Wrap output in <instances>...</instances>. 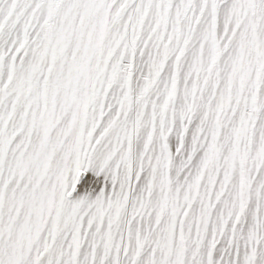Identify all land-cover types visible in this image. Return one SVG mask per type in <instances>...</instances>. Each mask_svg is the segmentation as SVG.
Segmentation results:
<instances>
[{"label":"rangeland","instance_id":"obj_1","mask_svg":"<svg viewBox=\"0 0 264 264\" xmlns=\"http://www.w3.org/2000/svg\"><path fill=\"white\" fill-rule=\"evenodd\" d=\"M48 1L0 15V264H264V0L223 18L231 0H89L101 34L73 8L66 40L100 55L68 53L61 82Z\"/></svg>","mask_w":264,"mask_h":264},{"label":"bare ground","instance_id":"obj_2","mask_svg":"<svg viewBox=\"0 0 264 264\" xmlns=\"http://www.w3.org/2000/svg\"><path fill=\"white\" fill-rule=\"evenodd\" d=\"M9 1L10 0H2L0 3H2V5H0V15H3L4 14V16H5V13L7 12V10L9 9ZM59 1V6H57L56 7V11H57V14H52V15H50V16H48V17H50L49 19H51L52 21H51V24L53 25V27L55 28L56 27V29L57 30H52L53 31V36H55L56 38H57V40L60 42V44H61V47H62V52L61 53H56V52H54L55 53V55L58 57V61L57 62H55V64H54V67H53V72L51 73L52 74V76L53 75H55V76H57V80H59L60 82L62 81V79H63V77L65 76V73H66V71H69V68L71 67V65H68V63H67V59H68V57H67V54L68 53H70V52H72L74 49H75V51H73V52H75L74 54H78V56H79V52L81 51V48L83 47V44H81V39L80 38H78L77 40H76V42H75V44L73 45V50H72V48L70 47L69 48V43H68V41L70 40L69 38V40H66L67 39V37H68V35L70 34V31H69V29H68V26H70V24H73V22H67V20H71L72 18H70V13H72L73 11H72V9L74 8V9H77L76 10V12H74V14H76V16H75V18L74 19H77L76 21L74 20V19H72V20H74V22H76V23H80L79 24V28H78V33L80 32V34L82 35V34H84L85 33V31H87V33H89V34H95V33H97V35H100L101 34V30H102V28H104V21L103 22H101L100 23V21L98 22V21H96V22H92V23H90V24H85V20L83 21V22H81L82 21V19H81V17L82 16H86V13L88 14V12H90L93 8L91 7V5H90V7L92 8L90 11H88V6H86L87 5V3H89V0H58ZM81 1H84V3H83V5L80 7L79 6V8H75L76 6L75 5H77V4H79V2H81ZM88 1V2H87ZM104 1V0H103ZM248 1H250V0H231V1H227L224 5H222V7H221V13H220V15L222 14L223 16L221 17V18H223L224 16L225 17H228V16H231V17H233L234 15H235V13H236V11L237 10H239V12H240V8L241 9H243V7L244 8H246L245 7V5H247L248 3H250V2H248ZM52 1H48V0H25V3H24V5L23 4H21L20 6H17V8H16V10L18 11V13H19V17L20 18H23V14H24V6H26V5H33V4H35L36 5V7H37V10L38 11H40V12H42V11H44V10H50V9H52L53 8V4L51 3ZM78 2V3H77ZM85 2H87V3H85ZM91 2V1H90ZM93 2V1H92ZM105 2V1H104ZM75 3V4H74ZM77 3V4H76ZM96 3H97V1H96ZM253 3V2H252ZM252 3H251V5H252ZM257 3V2H256ZM85 4V5H84ZM89 4H91V3H89ZM261 4V3H260ZM34 5V6H35ZM93 5V4H92ZM249 5V4H248ZM107 6V5H106ZM106 6H104V7H106ZM221 6V5H220ZM250 6V5H249ZM97 7V6H96ZM253 7V6H252ZM259 7H261V5L259 6ZM33 8V7H32ZM109 8H111V7H109ZM249 8V7H248ZM100 9V8H99ZM173 9V8H172ZM171 9V10H172ZM263 9V8H262ZM122 10H124V7H122V5H115V6H113V8H111V13H112V15L117 11L118 13H117V15H118V17H119V19H120V21L122 22V19H123V11ZM170 10V11H171ZM175 10L176 11H173V12H169V14H170V16L169 17H171L172 18V20L175 18V20H176V18L178 17V6L176 5L175 6ZM244 10V9H243ZM252 10V9H251ZM258 10V9H257ZM264 10V9H263ZM94 11V10H93ZM92 11V12H93ZM104 11V10H103ZM110 10L108 9V12H109ZM202 11V10H201ZM246 11H248V10H246ZM100 12H101V10H100ZM107 12V13H108ZM216 12V11H215ZM238 12V13H239ZM91 13V12H90ZM97 13H99V12H97ZM103 13V12H102ZM237 13V14H238ZM242 13V12H241ZM244 13V12H243ZM242 13V14H243ZM248 13H250V12H248ZM43 14V13H42ZM94 14V13H93ZM101 14V13H100ZM218 14H219V10H218V13H216V17L218 16ZM110 15V14H109ZM239 15V14H238ZM237 15V16H238ZM241 15V14H240ZM254 15H255V13H254ZM88 16H89V14H88ZM88 16H87V18H88ZM96 15H94V17H95ZM175 16V17H174ZM206 16V15H205ZM110 17V16H109ZM112 17V16H111ZM240 17V16H239ZM91 18V17H90ZM102 18V17H101ZM100 18V19H101ZM204 18V17H203ZM237 18V17H236ZM235 18V19H236ZM259 19H257V17H255L254 19L255 20H261V18H260V16L258 17ZM81 19V20H80ZM85 19V18H84ZM107 19H109V18H107ZM114 19H116V17H114ZM178 19H180V18H178ZM217 19H218V17H217ZM229 19V18H228ZM232 19V18H231ZM237 19H239V18H237ZM236 19V20H237ZM263 20H264V18H263ZM93 21V20H92ZM174 21V20H173ZM106 22V21H105ZM175 22V21H174ZM84 23V24H83ZM107 23V22H106ZM105 23V24H106ZM177 23V22H176ZM50 24V25H51ZM77 25V24H76ZM197 25H199V27H196L195 26V28H193V31H194V36H195V38L197 39V40H204V38H205V30H204V28H203V23H199V24H197ZM203 25V26H202ZM74 26V24L72 25V27ZM86 26V27H85ZM88 26H91V27H88ZM109 28V27H108ZM71 29V28H70ZM101 29V30H100ZM76 30V29H75ZM104 30V29H103ZM71 31H73L72 29H71ZM109 31V30H108ZM262 31H264V27H261V29L259 30V33H258V38L259 39H261L262 40V38H263V35H262ZM76 32H77V30H76ZM120 32V29H116V32H113L112 33V38H109V39H112V41H113V39L115 40V37H116V35L118 34ZM98 33H100V34H98ZM102 34H104V33H102ZM110 34V33H109ZM38 35V34H37ZM96 35V34H95ZM96 35V36H97ZM77 36V35H76ZM37 37V36H36ZM54 37V38H55ZM103 37H104V35H103ZM107 37H108V33H107ZM37 39V41L39 42V39L38 38H36ZM95 39V38H94ZM93 37H89V43L87 44L89 47L91 46V44L93 43ZM104 39V38H103ZM108 39V38H107ZM261 40H260V44L262 43L261 42ZM108 41V40H107ZM34 42H36V41H34ZM94 42H95V40H94ZM97 42V41H96ZM111 42V41H110ZM197 42V41H196ZM198 42H200V41H198ZM258 42H259V40H258ZM72 43H74L73 41H72ZM70 44H71V42H70ZM104 44V43H103ZM105 44H107V43H105ZM104 44V45H105ZM51 45V44H50ZM101 45V44H100ZM3 47V45H2V43H0V49ZM108 47V46H107ZM261 47V46H260ZM31 48L36 52V48H35V46H34V44L31 46ZM100 48H102V47H100ZM105 48V47H104ZM86 49V48H85ZM90 49V48H89ZM94 49V48H93ZM165 49H166V46H164V45H162V46H160L159 47V51H160V53L162 54L164 51H165ZM48 50H50V49H48ZM98 50V49H97ZM102 50V49H101ZM107 50V49H106ZM99 51H97V53H94L93 51H91V49L90 50H88V51H84L83 53H82V55H80L79 56V60H80V65L82 66H84L85 64H87L88 63V61L90 60V58L91 57H94L93 56V54H95V58H97L98 56H97V54H99L98 53ZM37 53V52H36ZM36 53L34 54V58H32V57H30L29 55H27L26 56V58H25V61L24 62H22V63H20V65H19V68L20 69H22V68H27L28 66H30L32 63H34V62H40V57L41 56H39V55H36ZM53 53V54H54ZM103 52H101V54H102ZM81 54V53H80ZM233 53H232V49H230V55H232ZM100 55V54H99ZM105 55V54H104ZM73 56V55H72ZM204 56H205V53L204 52H202L201 50H200V47H197V49L196 50H194V54H193V58H192V62H190L188 65H187V68L186 69H188V68H191L193 65H195L198 61H201L203 58H204ZM74 57V56H73ZM76 58V57H75ZM102 58V57H101ZM205 58H206V56H205ZM76 60V59H75ZM79 62V61H78ZM74 64V63H73ZM200 64V63H199ZM198 65V64H197ZM69 66V67H68ZM77 66V65H76ZM75 66V67H76ZM226 66L227 65H225L224 66V71H222V76H223V78L226 80V82L229 80V77H228V74H227V72H226ZM73 70H74V68H73ZM99 72H98V74H100L101 75V73H103V71H102V69L100 68V70H98ZM22 73V72H21ZM69 73V72H68ZM229 83V82H228ZM233 86H234V84H233ZM238 86V85H237ZM244 90H245V88H239L238 87V91L240 92V94H242L243 92H244ZM23 96V94H21V97ZM240 96V95H239ZM238 99V98H237ZM94 100V97L91 99L90 98V100L89 101H93ZM216 101H217V99H215ZM34 103V102H33ZM33 103H31L30 102V104H27V103H22V105H21V107H24V108H26V109H28V110H32V108H34L33 107ZM63 106V105H62ZM17 107V106H16ZM61 107V106H60ZM216 107H217V105L216 104H214V108H215V110H216ZM49 110L48 109H45L44 110V113H47ZM17 112V111H16ZM14 115V114H13ZM43 125V124H42ZM36 127V126H35ZM33 128V127H32ZM42 128V127H41ZM39 129L40 131H41V133H42V136L40 135V138H37L36 139V141L37 142H39L40 141V144H42V147L43 146H45L46 144H47V139L49 138L48 136H49V133L48 132H46L45 130H44V133H43V131H42V129ZM34 129V128H33ZM34 131V130H33ZM37 132V131H36ZM36 134V133H35ZM3 139H5V137L3 138ZM46 141H45V140ZM39 140V141H38ZM38 144V143H37ZM46 147V146H45ZM44 148V147H43ZM1 166V165H0ZM37 173V174H36ZM34 174L36 175V176H40L39 174H41L40 173V171H35L34 172ZM53 198V200H54V196L52 197ZM73 206V205H72ZM70 209H71V207H70ZM32 210H34L33 208H32ZM31 211V210H30ZM35 212V211H34ZM31 213H32V211H31ZM37 213V212H36ZM36 213H33V214H31V215H33V218L32 219H34V216L36 217ZM39 213H37V215H38ZM31 215L29 214L28 216H30L31 217ZM10 216V215H9ZM8 216V217H9ZM67 216V215H66ZM64 218V217H63ZM66 218V217H65ZM12 219V218H11ZM11 222V221H10ZM5 224V223H4ZM61 224H63V220H61V219H58V226H60ZM4 227V226H3ZM2 226H1V229H0V237L2 238V239H6L7 238V235H8V240H11L10 239V237H11V233H8L7 232V228L5 227V228H3ZM61 227V226H60ZM10 229V228H9ZM9 231V230H8ZM10 232V231H9ZM36 240L34 239V237L33 236H31V237H25L24 238V242H26V243H29V247L30 248H33L35 245H36V242H35ZM9 247V246H8ZM1 253L3 254V256L4 255H6L5 254V252H3V250L1 251ZM2 256V255H1Z\"/></svg>","mask_w":264,"mask_h":264}]
</instances>
